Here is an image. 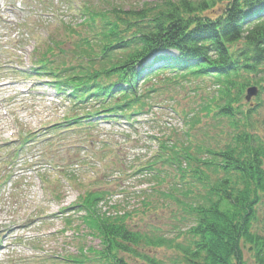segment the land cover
<instances>
[{"label":"rangeland","instance_id":"obj_1","mask_svg":"<svg viewBox=\"0 0 264 264\" xmlns=\"http://www.w3.org/2000/svg\"><path fill=\"white\" fill-rule=\"evenodd\" d=\"M21 2L0 0V264H71L65 259L82 258L99 264L102 239L83 209L89 194L104 195L98 213L124 221L142 236L140 256L120 254L130 264H149L147 258L155 264H187L182 250L190 245L191 211L205 192L191 183L189 172L198 165L187 169L182 181L176 166L157 157L166 158L162 149L177 144L191 146L190 155L202 160L205 154L196 145L227 149L243 132L262 138L264 146V93L250 101L247 91L242 97L243 106L254 110L252 119L217 120L224 99L212 79L164 73L140 88L145 109L131 122L124 117L94 118L90 125L59 127L84 112L56 95L49 80L16 71L22 73L24 64L34 70V58L42 51L56 50L55 56L61 50L70 52L77 40L71 32L83 20L75 17L81 6L88 4L99 13L111 6L125 12L145 6L153 15L168 3L30 0L35 6L28 10ZM48 3L60 8L64 24L52 17V10L46 11ZM61 56L64 63L73 60L71 54ZM256 104L258 110L252 108ZM85 109L92 113L94 105ZM179 182L189 184L179 188ZM255 229L264 234V206ZM246 258L248 264H257L254 255L246 252Z\"/></svg>","mask_w":264,"mask_h":264},{"label":"trees","instance_id":"obj_2","mask_svg":"<svg viewBox=\"0 0 264 264\" xmlns=\"http://www.w3.org/2000/svg\"><path fill=\"white\" fill-rule=\"evenodd\" d=\"M160 1L168 4L153 15L145 6L131 12L111 6L102 13L89 10L88 4L82 12L81 6L75 17L83 20L71 32L77 40L70 52L61 50L55 56L56 50L42 51L34 58L36 66L30 76L49 79L82 112L86 104L94 105L92 113L73 117L69 123L79 125L85 119L89 124L94 118L109 121L113 117L133 120L145 109L140 88L164 73L212 79L224 99L217 120L252 119L254 110L245 108L241 100L251 86L259 89V97L264 93V0ZM49 5L46 11L52 10L57 22L64 24L66 16L60 15V8ZM24 29L29 31L27 25ZM174 52L176 57L171 55ZM62 54L73 55L72 62H62ZM227 145V149L214 150L211 145H196L205 154L202 160L190 155L191 146L178 148L177 144L162 149L166 158L157 157L162 164L176 166L182 181L187 169L198 165L189 172L193 173L191 183L205 192L191 211L190 245L182 250L187 264H248L246 252L254 255L257 264H264V234L255 229L264 206L263 141L243 132ZM149 167L153 170L154 165ZM179 183L175 186L189 184ZM103 196L89 194L83 206L102 239L96 261L130 264L120 254L140 256L137 249L142 236L124 221L98 213ZM69 260L92 263L85 258Z\"/></svg>","mask_w":264,"mask_h":264},{"label":"water","instance_id":"obj_3","mask_svg":"<svg viewBox=\"0 0 264 264\" xmlns=\"http://www.w3.org/2000/svg\"><path fill=\"white\" fill-rule=\"evenodd\" d=\"M247 94H248L247 97H246L247 98V101H250L253 96H256L258 94V89L251 87L248 90Z\"/></svg>","mask_w":264,"mask_h":264}]
</instances>
